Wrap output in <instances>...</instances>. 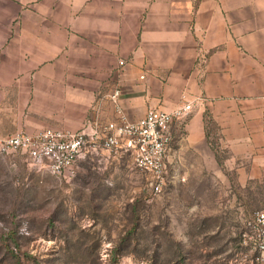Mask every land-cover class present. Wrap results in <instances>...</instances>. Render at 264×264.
<instances>
[{"label":"crops","instance_id":"0c3cea01","mask_svg":"<svg viewBox=\"0 0 264 264\" xmlns=\"http://www.w3.org/2000/svg\"><path fill=\"white\" fill-rule=\"evenodd\" d=\"M116 89L129 120L191 104L166 184L264 179V0H0V138L114 121Z\"/></svg>","mask_w":264,"mask_h":264},{"label":"rangeland","instance_id":"374dc122","mask_svg":"<svg viewBox=\"0 0 264 264\" xmlns=\"http://www.w3.org/2000/svg\"><path fill=\"white\" fill-rule=\"evenodd\" d=\"M233 179L205 169L155 195L124 151L83 156L69 180L0 152V264H251L243 233L264 179Z\"/></svg>","mask_w":264,"mask_h":264},{"label":"built area","instance_id":"2783aa9c","mask_svg":"<svg viewBox=\"0 0 264 264\" xmlns=\"http://www.w3.org/2000/svg\"><path fill=\"white\" fill-rule=\"evenodd\" d=\"M119 96L118 89L109 96L117 115L114 121H92L75 132L54 128L33 133L17 130L1 140L0 152L21 154L31 164L42 165L55 178L69 180L83 156L101 150L124 151L131 156L134 167L150 177V191L160 194L166 186L165 158L172 140L171 126L185 118L192 106L185 103L172 112L148 110L142 117L129 120L118 102ZM243 238L245 245L257 253L251 264H264V209L247 219Z\"/></svg>","mask_w":264,"mask_h":264},{"label":"trees","instance_id":"16d2710c","mask_svg":"<svg viewBox=\"0 0 264 264\" xmlns=\"http://www.w3.org/2000/svg\"><path fill=\"white\" fill-rule=\"evenodd\" d=\"M209 126H213V125H209Z\"/></svg>","mask_w":264,"mask_h":264}]
</instances>
